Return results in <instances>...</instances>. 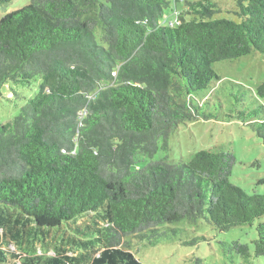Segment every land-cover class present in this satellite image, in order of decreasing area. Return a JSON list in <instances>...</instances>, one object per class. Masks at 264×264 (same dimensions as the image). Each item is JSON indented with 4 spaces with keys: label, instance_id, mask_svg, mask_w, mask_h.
I'll return each instance as SVG.
<instances>
[{
    "label": "trees",
    "instance_id": "obj_1",
    "mask_svg": "<svg viewBox=\"0 0 264 264\" xmlns=\"http://www.w3.org/2000/svg\"><path fill=\"white\" fill-rule=\"evenodd\" d=\"M180 2L175 20L165 17ZM232 5L29 0L0 19V87L41 79L36 96L0 125V264H142L135 242L155 246L181 233L163 227L180 221L226 232L256 220L253 253L264 256V194L230 183L232 153L152 160L159 142L166 150L180 124L198 119L237 120L264 145V82L250 96L231 84L211 99L220 81L213 64L264 59V0ZM139 156L150 161L133 170ZM85 215L93 224L73 230L74 257L34 254L38 241L29 254L7 248L11 239L32 243L30 228L47 237Z\"/></svg>",
    "mask_w": 264,
    "mask_h": 264
},
{
    "label": "rangeland",
    "instance_id": "obj_2",
    "mask_svg": "<svg viewBox=\"0 0 264 264\" xmlns=\"http://www.w3.org/2000/svg\"><path fill=\"white\" fill-rule=\"evenodd\" d=\"M213 1L223 10L234 9L233 0ZM28 3L29 0H13L6 6H0V19L8 13L24 8ZM181 4V2L177 4V12L171 8L167 9L165 17L175 20L183 9L180 7ZM222 15L228 19L233 17L230 13ZM212 69L220 78L215 89L216 94L211 98L213 102L217 94L220 95L222 92L221 89L228 90L231 84L234 92L240 90L234 85L238 84L242 87V92L250 90L246 93L250 96L251 91L264 82V59L256 53L235 61L215 63ZM40 82V77H36L29 86L9 82L0 87V125L10 122L20 108L36 96ZM213 109L211 105V110ZM218 114L216 112V115ZM161 146L162 142H159V150L152 160H163L169 164L188 163L192 156L201 150L217 152L221 149L230 152L235 157V164L229 177L230 183L249 195L264 194V145L247 125L237 120L223 121L215 118L207 121L202 119L187 121L180 124L177 131L169 137L166 150ZM138 160L133 170L141 169L150 161L144 156H139ZM4 212L7 213L5 210ZM89 224H93L92 217L85 215L71 222L67 229L66 224H63L60 228L49 231L47 237L46 229L42 231L30 228L26 235L32 243L23 242L19 247V239L15 241L11 239L13 243H9L7 248L29 254L32 253L34 242L38 241L35 242L34 254L45 253L53 256L63 251L62 253L67 256L74 257L79 253V248L71 242L73 230L87 227ZM257 224L258 221L255 220L252 225L219 232L203 221L198 223L180 221L163 227L178 228L181 229V233L169 234V238L163 239L155 246L132 239L131 243L135 244L131 247V252L142 264H264V256L256 258L253 253ZM233 242L245 245L249 256L244 258L237 253L231 245Z\"/></svg>",
    "mask_w": 264,
    "mask_h": 264
}]
</instances>
